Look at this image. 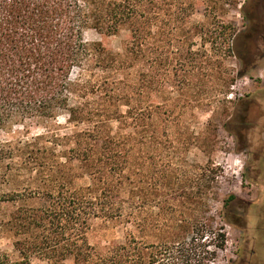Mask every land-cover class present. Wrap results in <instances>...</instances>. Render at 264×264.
<instances>
[{"label":"trees","instance_id":"obj_1","mask_svg":"<svg viewBox=\"0 0 264 264\" xmlns=\"http://www.w3.org/2000/svg\"><path fill=\"white\" fill-rule=\"evenodd\" d=\"M193 13L194 4L187 0H0V132L55 121L63 114L69 123H83L89 120V115H96L88 114L81 106L70 105L69 97L79 87L70 81V76L92 61L104 68V63L115 67L118 59L100 44L85 42L87 30L110 36L125 28L129 39L122 62L145 64L133 93L122 97L127 110L106 111L99 124L75 136L74 148L70 150L72 159L82 165L89 185L76 188L55 181L42 192L0 195V203L40 201L37 205L19 206L12 212L7 226L12 232L17 259L0 252V264H30L32 258L46 264L66 261L70 264H164L165 261L191 264L197 258V264H202L195 243L205 234L199 218L190 220L185 211L167 205L168 209L159 208V217L170 216L166 219L168 232L160 236L161 242L155 247L148 242L155 229L147 208L150 194L145 187L146 174L141 172L138 186H132L136 153L144 160L140 149L156 136L155 126L162 120L167 122L161 112L155 113L135 99L146 94L150 76H160L162 63L175 61L181 65L194 61L191 33L209 34L208 42L213 45L224 39L226 52L242 65L236 77H242V69L247 68L242 59L245 49L242 34L219 21L209 28L205 24L196 25L191 20ZM151 56L157 64L152 73ZM189 64L181 65L185 69H175L174 74L189 72ZM234 81V77L225 81V90L220 95L226 96ZM236 110L233 118L240 129L233 135L242 149L249 136L241 128L244 124L251 130L258 127L263 110L260 103L245 105L243 99ZM111 122L116 123V131ZM21 151L26 158L33 155L29 149ZM15 153L9 142L0 143V161L13 158ZM171 179L172 176L168 177V184ZM210 189L206 186L197 193L199 201L195 203L200 207L203 193ZM196 197L189 195L187 200L194 201ZM235 200L232 195L223 199L219 216L225 224L243 231L245 215L240 223L229 218L228 207ZM96 219L134 227L137 234L128 230L122 242L112 241L102 249L96 248L87 240L91 222ZM213 221L209 218L210 225ZM158 223L154 222L157 227ZM191 233L194 237L188 239ZM214 237L215 247L223 250L226 235L222 227L216 228Z\"/></svg>","mask_w":264,"mask_h":264},{"label":"rangeland","instance_id":"obj_2","mask_svg":"<svg viewBox=\"0 0 264 264\" xmlns=\"http://www.w3.org/2000/svg\"><path fill=\"white\" fill-rule=\"evenodd\" d=\"M187 1L194 4L191 20L196 25L211 27L210 24L219 21L234 27L237 34L244 31L243 11L248 0ZM191 34L194 61L190 64L185 62L189 64V72L179 71L176 76L174 70L185 69L184 62L181 64L184 67L181 62L162 63L160 76H150L146 94L135 99L153 112H161L167 120L155 126L156 136L149 138L145 147L140 149L144 160L139 159L136 153L132 165V186H138L141 172L147 176L145 187L150 194L146 200L147 208L155 229L151 231L148 242L156 247L161 242L160 236L168 232L166 219L170 215L158 216L159 208H167V205L185 211L190 220L199 218L205 234L195 243H198L197 252L203 258L202 264H242L241 256L251 264H264L261 260V255H264V136L260 142L252 143L253 149L248 153L238 148L233 135L236 130L233 116L244 96L259 100L264 109V58L256 55L252 64L242 69L243 76L236 77L242 65L226 52L224 39H218L213 45L208 42L209 34ZM128 39L129 33L125 28L110 36L94 30L84 33L85 42L100 44L118 59L115 67L104 63L103 69L92 61L70 76V81L79 87L74 88L69 103L83 107L88 114H96L93 117L89 115L91 119L69 123L67 115L63 114L55 121L31 123L0 132V143L9 142L16 152L13 158L0 161V195L42 192L55 181L66 182L76 188L90 184L89 177L83 175L82 165L72 159L74 155L70 150L74 148L75 136L93 124H99L104 112L127 110L122 97L133 93L138 85L139 72L145 68L143 63L122 62ZM151 58L152 73L157 64L154 56ZM231 77L235 81L223 97L220 95L225 90L223 85ZM111 126L116 131V123L111 122ZM22 148L31 150L33 155L26 158L21 153ZM165 174L167 178L161 181ZM170 176L172 179L168 184ZM206 186L211 189L203 193V206L200 207L195 203L199 201L196 196ZM189 195L196 197L194 201L187 200ZM230 195L236 197L228 207L233 215L229 216L230 220L240 223L247 214L243 231L225 224L219 216L223 210V199ZM39 202L35 199L0 203V252L12 260L17 256L7 221L17 207ZM200 209L204 213H200ZM191 213H196V216H189ZM209 218L214 219L211 225ZM156 221L159 222L158 227L154 224ZM219 227L226 235L223 250L215 247L214 235ZM128 230L137 234L134 227L96 219L91 222L87 240L90 245L102 249L112 241L122 242ZM192 236L189 235L188 239ZM196 259L191 264H197ZM30 264L46 262L32 258Z\"/></svg>","mask_w":264,"mask_h":264},{"label":"flooded vegetation","instance_id":"obj_3","mask_svg":"<svg viewBox=\"0 0 264 264\" xmlns=\"http://www.w3.org/2000/svg\"><path fill=\"white\" fill-rule=\"evenodd\" d=\"M243 13L245 19V27L244 31L242 32L241 42L244 45L245 49L242 59L243 63L246 66H249L250 64H252V60L254 57H256V55H259V58H264V0H248ZM243 102L245 105H248L251 102L259 103L260 101H254L251 98L244 96ZM261 109L263 110V117L258 121V127L251 130L249 125L244 124L241 128L242 133L244 132L247 134V136H249L246 140V145L241 149L243 152L246 151L249 153L253 149L252 143H257L263 140L264 109L262 107ZM233 126L235 127V129H237V131L240 129V127H238L236 124H234ZM262 160L264 162V155ZM228 213L230 218L233 217L231 212ZM245 216L247 217V214ZM261 260L264 262V255H261ZM240 262L242 264H251L249 260H245L244 258H242V256L240 257Z\"/></svg>","mask_w":264,"mask_h":264}]
</instances>
